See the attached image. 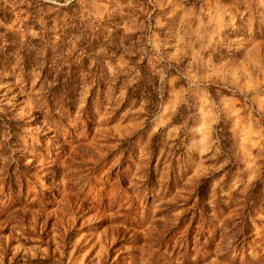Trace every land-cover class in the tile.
I'll return each mask as SVG.
<instances>
[{
  "label": "rangeland",
  "instance_id": "1",
  "mask_svg": "<svg viewBox=\"0 0 264 264\" xmlns=\"http://www.w3.org/2000/svg\"><path fill=\"white\" fill-rule=\"evenodd\" d=\"M0 264H264V0H0Z\"/></svg>",
  "mask_w": 264,
  "mask_h": 264
},
{
  "label": "trees",
  "instance_id": "2",
  "mask_svg": "<svg viewBox=\"0 0 264 264\" xmlns=\"http://www.w3.org/2000/svg\"><path fill=\"white\" fill-rule=\"evenodd\" d=\"M188 2H195L197 0H187ZM71 5L74 4V1L70 3ZM7 62H5L6 65ZM22 67H30L29 66V60L27 58L24 59L23 63L21 64ZM145 67V66H144ZM48 68L45 70H41V79L46 80V78L50 79L49 77L46 76V73L48 72ZM144 71V70H143ZM141 78H139L138 82L133 85L132 87L127 88L126 90V98H125V103L124 105L130 104L131 101H135L136 104H138L141 100H144L148 106H147V111H153L155 109V104L158 101V91H157V84L153 83L151 80L146 78L147 73L146 71L141 73ZM98 81V82H96ZM99 80H96L94 82V89L101 87L100 86ZM219 136H220V142L221 144H224L223 148H221L224 152L225 155L231 153V141L228 139L229 133L226 132L225 127L223 128L222 126H219ZM224 131V132H223ZM225 133V134H224ZM222 136L226 137V139L222 140ZM209 191V180L205 179L201 182L199 187L196 190V197L198 198V203L197 205L201 204V208L203 207V202L206 199V196ZM205 207V206H204ZM207 208V207H206ZM200 211V208H199ZM199 215L198 212L195 213V219H198Z\"/></svg>",
  "mask_w": 264,
  "mask_h": 264
}]
</instances>
